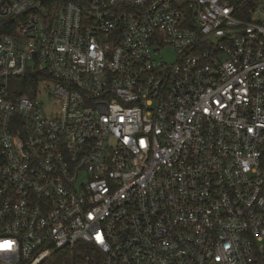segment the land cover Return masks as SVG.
Instances as JSON below:
<instances>
[{
    "label": "built area",
    "instance_id": "obj_1",
    "mask_svg": "<svg viewBox=\"0 0 264 264\" xmlns=\"http://www.w3.org/2000/svg\"><path fill=\"white\" fill-rule=\"evenodd\" d=\"M0 264H264V0H0Z\"/></svg>",
    "mask_w": 264,
    "mask_h": 264
},
{
    "label": "trees",
    "instance_id": "obj_2",
    "mask_svg": "<svg viewBox=\"0 0 264 264\" xmlns=\"http://www.w3.org/2000/svg\"><path fill=\"white\" fill-rule=\"evenodd\" d=\"M18 85H17V88L19 89V93L21 94H24V93H27V94H33L31 92H29V87H28V84H27V79L26 78H21L17 81ZM34 85H36L35 82H33Z\"/></svg>",
    "mask_w": 264,
    "mask_h": 264
},
{
    "label": "rangeland",
    "instance_id": "obj_3",
    "mask_svg": "<svg viewBox=\"0 0 264 264\" xmlns=\"http://www.w3.org/2000/svg\"><path fill=\"white\" fill-rule=\"evenodd\" d=\"M49 88H51V85H49V84L41 85V89L42 90H46V89H49Z\"/></svg>",
    "mask_w": 264,
    "mask_h": 264
}]
</instances>
